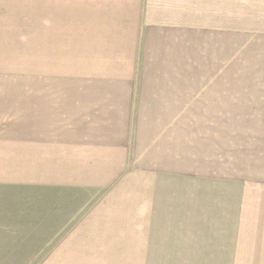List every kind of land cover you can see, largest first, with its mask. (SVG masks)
I'll list each match as a JSON object with an SVG mask.
<instances>
[{
    "label": "crops",
    "instance_id": "crops-1",
    "mask_svg": "<svg viewBox=\"0 0 264 264\" xmlns=\"http://www.w3.org/2000/svg\"><path fill=\"white\" fill-rule=\"evenodd\" d=\"M262 39L264 0H0V264L38 247L16 230L66 234L45 264L138 256L122 250L150 239L122 232L109 204L140 172L172 161L189 175L225 140L246 169L257 144L263 162ZM243 198L233 234L202 238L226 244L210 261L224 250L237 263L234 242L251 241L247 262L264 264V215L243 238Z\"/></svg>",
    "mask_w": 264,
    "mask_h": 264
},
{
    "label": "rangeland",
    "instance_id": "rangeland-1",
    "mask_svg": "<svg viewBox=\"0 0 264 264\" xmlns=\"http://www.w3.org/2000/svg\"><path fill=\"white\" fill-rule=\"evenodd\" d=\"M251 72H264V39L256 42V48L251 50ZM259 87L264 88V85ZM230 145L231 142L225 140L223 145L217 143L211 146L213 154H210L208 161L193 159L189 165L191 172L186 171L189 175L181 174L183 170L179 167H170L172 161H169L168 166L163 169H145L123 192L112 194L109 216H118V220L128 222L121 226L122 232L137 233L150 240L143 242V250L135 248L141 241L127 242L126 251H122L138 252V256L97 258L100 263L231 264L232 258L226 255L224 250L219 253L218 263L210 261L212 254H218L217 246L226 244L209 241L208 249L201 247L200 244L204 243L202 238L205 236L233 234L240 218L238 210L232 208L240 205L243 196L246 197L243 198L246 201H251V229L247 227L245 228L247 230H243L246 232L243 233V238L245 234L254 233L256 229L261 228L252 224L258 221L254 217L264 215V171L257 168V164L263 165L264 159L263 162H256L257 144L251 149V152L254 151L251 155V169H246L244 162L233 159L237 154H230ZM121 197L124 199L119 200ZM253 204L259 207H252ZM105 207L104 216H108V205ZM232 212L235 213L234 216ZM29 235L31 233L16 230L12 238L10 237L12 240L17 238L24 241L25 245L36 243L38 246L32 249L21 247L12 250V253L16 254L12 256L13 264H45L55 248L66 241L64 240L66 234L61 235V239H55L58 241L53 243L47 240L53 234ZM24 237L26 239L23 240ZM13 243L16 245L17 241ZM234 243L238 244L236 251L239 253L238 256H234L237 262L234 264H253V261L247 262L245 255L251 254L257 246L251 247V241H243L244 247L242 242ZM44 249H46L45 253ZM211 249L214 251H210ZM39 251L44 255L39 256ZM3 262L7 263L6 257L0 259V263Z\"/></svg>",
    "mask_w": 264,
    "mask_h": 264
}]
</instances>
